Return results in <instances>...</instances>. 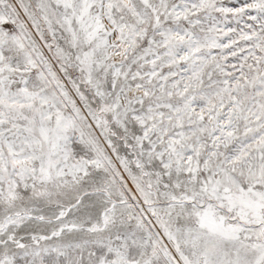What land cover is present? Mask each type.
I'll use <instances>...</instances> for the list:
<instances>
[{
    "label": "snow or ice",
    "instance_id": "6c2138e0",
    "mask_svg": "<svg viewBox=\"0 0 264 264\" xmlns=\"http://www.w3.org/2000/svg\"><path fill=\"white\" fill-rule=\"evenodd\" d=\"M0 264H264V0H0Z\"/></svg>",
    "mask_w": 264,
    "mask_h": 264
}]
</instances>
